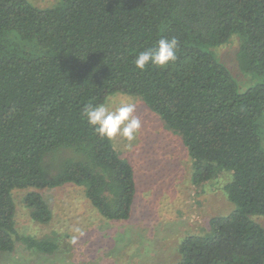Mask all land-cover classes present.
I'll use <instances>...</instances> for the list:
<instances>
[{
    "label": "trees",
    "instance_id": "obj_1",
    "mask_svg": "<svg viewBox=\"0 0 264 264\" xmlns=\"http://www.w3.org/2000/svg\"><path fill=\"white\" fill-rule=\"evenodd\" d=\"M240 40L239 68L258 78L241 91L214 52ZM177 38L165 68L137 55ZM116 93L139 95L180 134L203 185L229 170L236 208L190 234L174 264H264V0H0V264L17 242L52 254L56 242L22 234L14 189L75 184L106 219L128 221L137 192L132 165L84 115ZM34 221L52 209L37 190L24 198Z\"/></svg>",
    "mask_w": 264,
    "mask_h": 264
},
{
    "label": "rangeland",
    "instance_id": "obj_2",
    "mask_svg": "<svg viewBox=\"0 0 264 264\" xmlns=\"http://www.w3.org/2000/svg\"><path fill=\"white\" fill-rule=\"evenodd\" d=\"M40 7L58 0H31ZM239 38L215 47L217 57L230 69L241 91L258 81L243 72L236 58ZM136 105L135 115L142 128L133 141L123 137L112 140L119 155L135 173L137 192L132 217L115 221L103 217L89 202L85 189L75 184L57 188L14 189L16 226L24 235L56 242L58 249L44 254L17 242L12 252H2L4 264H174L179 247L190 234L210 235V220L230 214L236 205L229 199L225 185L233 179L229 170L203 185L192 181V161L179 133L170 130L161 116L151 110L139 95L116 93L104 103L110 110L120 104ZM262 145L264 147V114ZM39 191L49 203L53 217L34 221L24 198ZM253 220L264 227V216Z\"/></svg>",
    "mask_w": 264,
    "mask_h": 264
},
{
    "label": "clouds",
    "instance_id": "obj_3",
    "mask_svg": "<svg viewBox=\"0 0 264 264\" xmlns=\"http://www.w3.org/2000/svg\"><path fill=\"white\" fill-rule=\"evenodd\" d=\"M178 43L175 37L170 40L160 39L157 47L149 48L137 55L134 61L136 67L140 70H144L149 64L161 68L167 67L177 59ZM135 112L136 105L131 102L122 103L114 110L101 103L89 105L84 115L101 138L111 141L119 136L133 141L142 128L141 119L135 115Z\"/></svg>",
    "mask_w": 264,
    "mask_h": 264
}]
</instances>
